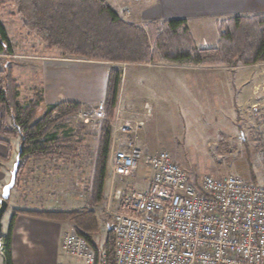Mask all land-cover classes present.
Returning <instances> with one entry per match:
<instances>
[{"label": "rangeland", "instance_id": "obj_1", "mask_svg": "<svg viewBox=\"0 0 264 264\" xmlns=\"http://www.w3.org/2000/svg\"><path fill=\"white\" fill-rule=\"evenodd\" d=\"M105 2L123 21L140 25L147 22L144 20L147 14H154V6L157 4L156 0H105ZM0 22L6 29L13 54L16 56L9 58L8 65L12 69L13 67L20 69L23 85L27 86L29 80L36 77L33 75L38 72L43 54L51 51H46L43 44L22 27L21 19L8 0H0ZM192 25L195 32L194 23ZM194 34L198 37L197 32ZM124 64L113 62L104 65L123 70L115 118L118 116V126L129 123L133 130L137 123L143 122V126L130 134L117 131L113 135L112 131L102 201L92 204L89 191L100 122L94 118L93 113L98 104L104 105V102L100 101L86 105L87 107L78 115L69 118L56 129L59 135L68 129L78 134V139L82 143L78 160L65 163L46 159L39 164L30 159L27 162L25 169L32 167L34 171L36 168L48 166L51 174L42 177L40 189L32 191L31 188L30 194L18 188L21 181L18 189H12L13 196L9 199L8 208L2 218L3 234L7 233L11 215L20 210L19 208L28 211L37 209L74 211L88 208L97 217L99 233L93 236V239L100 247L105 240L108 225H112L111 213L107 211V200L112 189L110 158L117 152H126L129 143L147 150L149 154L167 152L197 184H200L205 176L216 179L237 176L264 187V156L261 154L264 147V129L260 128L253 115L250 116L248 109L243 107L239 112L231 111L224 105V95L219 98V103L217 102L215 106L212 104V108L211 104L202 105L201 93H191V90L188 91L186 88L187 74L192 73L186 67L167 65L145 68L136 64H125L126 66ZM91 69L99 71L98 68ZM81 81L80 88L74 91V96L81 101L89 94L96 97L102 90L103 77L98 72L93 76L83 75ZM145 103L151 108L150 117L145 116ZM46 111L45 107H39L36 119L42 118ZM114 120L111 123H114ZM11 141L14 152L18 153L19 140ZM14 160L8 166L9 173ZM126 184L139 191L150 190V171L144 163H139L134 175ZM2 188L3 186L1 191ZM27 188L30 186L27 185ZM68 227V232H74L71 226ZM1 241L4 244L3 238ZM0 264H4L3 249L0 250Z\"/></svg>", "mask_w": 264, "mask_h": 264}, {"label": "trees", "instance_id": "obj_2", "mask_svg": "<svg viewBox=\"0 0 264 264\" xmlns=\"http://www.w3.org/2000/svg\"><path fill=\"white\" fill-rule=\"evenodd\" d=\"M8 2L14 6L28 34L38 39L46 51L56 50L65 59L190 67H235L264 63V14L221 21L217 45L214 48H199L184 19L151 21L144 25L128 23L105 0ZM0 52L13 55L1 22ZM122 71L113 66L107 71L103 100L105 119L98 125L89 189L92 204L103 199L112 141L110 123L117 113ZM19 88L13 78L12 67L6 65L0 70V144L10 151V141L19 140L21 162L14 188L19 186L30 159L70 163L80 158L82 143L78 134L68 129L59 135L56 129L87 107L79 103L61 102L49 107L42 118L36 119L37 110L44 101L41 92L33 88L31 98L21 103L18 99ZM4 160L0 157V163ZM17 215L69 223L74 232L94 250L95 264L102 259L106 264H115L112 225H108L105 240L99 247L93 239L99 233V224L95 213L88 208L13 212L7 233L2 237L4 264H13L10 237Z\"/></svg>", "mask_w": 264, "mask_h": 264}, {"label": "built area", "instance_id": "obj_3", "mask_svg": "<svg viewBox=\"0 0 264 264\" xmlns=\"http://www.w3.org/2000/svg\"><path fill=\"white\" fill-rule=\"evenodd\" d=\"M144 109L150 117V106ZM93 116L105 119L103 103ZM117 122L118 116L111 123L113 135L143 126L137 123L133 130ZM128 146L110 158L107 211L115 264H264V187L237 176H205L195 184L167 152ZM140 162L150 171L148 192L126 184ZM60 248L69 259L60 264H95L94 250L73 231L63 234Z\"/></svg>", "mask_w": 264, "mask_h": 264}, {"label": "crops", "instance_id": "obj_4", "mask_svg": "<svg viewBox=\"0 0 264 264\" xmlns=\"http://www.w3.org/2000/svg\"><path fill=\"white\" fill-rule=\"evenodd\" d=\"M156 2L154 14H147L146 19H144L145 22L184 19L187 21L192 37L199 48H214L217 45L219 22L232 17H250L264 14V0H156ZM193 23L198 37L194 34ZM43 55L40 59L41 64L38 67V72L33 75L36 77L29 80L27 86L23 85L24 81L21 78L20 69L18 67L12 69L13 78L20 87L18 99L21 103L31 98L33 88L41 92L44 100L41 107H45L46 110L61 102L88 105L104 100L108 71V67L105 66L107 63L87 62V64L81 60L65 59L57 51L46 52ZM10 57L16 56L0 52V70L10 63ZM136 66L158 68L167 65L139 64ZM182 67H186L192 72L187 74L186 88L188 91L191 90V93H201L202 105L211 104L210 107L212 108V104L215 106L217 102L219 103L221 95H224V105L228 109L233 112H239L243 107L248 109L250 116L253 115L260 128L264 129V63L235 67ZM91 68H98L99 71ZM97 72L103 77L101 92L96 97L89 94L82 101L76 98L74 91L80 88L83 75L93 76L94 74L97 75ZM188 91L187 93H189ZM146 104L148 103H145L144 106ZM1 123L2 110L0 108V128ZM10 144V151L0 144V157L5 159L4 162L0 163V194L1 187L9 181L8 166L10 163L12 164L17 153L12 148V141ZM35 161L39 163L44 160ZM47 167L36 168L34 171L32 167L26 168L18 188L27 194H30L31 188L32 191L39 190L41 178L51 174ZM27 185L30 186L29 189H26ZM12 196L13 193L10 194L9 199ZM68 226L70 225L66 222H54L17 215L10 237L13 264H60L69 262L60 248L62 236L68 231Z\"/></svg>", "mask_w": 264, "mask_h": 264}, {"label": "water", "instance_id": "obj_5", "mask_svg": "<svg viewBox=\"0 0 264 264\" xmlns=\"http://www.w3.org/2000/svg\"><path fill=\"white\" fill-rule=\"evenodd\" d=\"M20 154L21 153L19 150L15 157L13 165H12V170L10 172L9 181L3 186L1 194H0V250L2 249L1 240L3 237L2 218L8 208V200L10 198L11 191L14 188L15 183H16L17 173H18V169L20 166V162H21Z\"/></svg>", "mask_w": 264, "mask_h": 264}]
</instances>
